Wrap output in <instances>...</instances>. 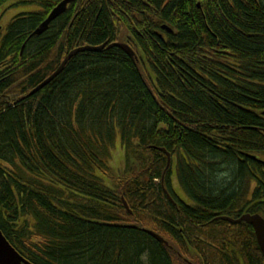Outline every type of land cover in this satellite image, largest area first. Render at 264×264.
<instances>
[{"label":"trees","instance_id":"obj_1","mask_svg":"<svg viewBox=\"0 0 264 264\" xmlns=\"http://www.w3.org/2000/svg\"><path fill=\"white\" fill-rule=\"evenodd\" d=\"M12 1L39 8L0 28V229L18 253L208 264L205 250H223L214 263L264 264L251 226L215 221L264 217V0H74L37 37L64 0H0V11ZM104 44L27 98L68 53ZM117 136L126 170L112 177ZM159 149L176 158L168 170ZM174 167L189 197L178 208Z\"/></svg>","mask_w":264,"mask_h":264},{"label":"water","instance_id":"obj_2","mask_svg":"<svg viewBox=\"0 0 264 264\" xmlns=\"http://www.w3.org/2000/svg\"><path fill=\"white\" fill-rule=\"evenodd\" d=\"M74 2V0H64L61 3H59L53 11L49 14L47 19L33 32L31 37H37L41 36L44 33H46L51 24L55 22L59 17H61L64 13H66L69 5H71ZM164 29H168V27H165ZM168 31L171 32V30L168 29ZM107 47V44H104L99 47H92V46H86V47H80L77 49H74L70 53H68L61 63V65L58 67V69L55 71L53 75H51L48 79H46L41 85H39L37 88H35L27 98L33 97L37 93H39L42 89H44L46 86H48L52 81H54L66 68L68 63L76 57L80 53L85 52H91V53H97L102 50H104ZM108 48H120L127 52L130 57H135V52L126 44L123 43H114L111 44ZM163 153L166 154L168 158L167 163V170L170 169L172 165V155L168 153L164 149H159ZM124 205L126 209L129 211V213H132L127 202L125 200ZM215 221H224L231 225H240V224H247L251 226L254 230L258 246L260 248V251L262 255L264 256V218L259 214H245L241 216L238 219H233L231 217H220L217 218ZM131 228H138L137 226H128ZM145 233H147L149 236L153 237L156 241L163 244L164 246L171 247L169 241H167L163 236H161L159 233L150 230V229H143ZM173 249V248H172ZM180 256V255H179ZM187 264H193L192 262L186 260ZM0 264H31L28 262L22 255L18 253V251L11 245V243L8 241V239L5 237L3 232L0 229Z\"/></svg>","mask_w":264,"mask_h":264},{"label":"rangeland","instance_id":"obj_3","mask_svg":"<svg viewBox=\"0 0 264 264\" xmlns=\"http://www.w3.org/2000/svg\"><path fill=\"white\" fill-rule=\"evenodd\" d=\"M38 10H39L38 7L24 6V5H21L18 1L9 2L2 8V11H1L2 14L0 17V26L2 27L3 30H5L7 28V25L16 16L21 15V14L31 13V12H37ZM112 152H113V159H112V161L109 162V166H110V170H111V176L112 177H118V176L124 174V172L126 170V155H125V151L121 147L119 136H117V138H116L115 147L112 150ZM259 156L261 157L262 160H264V155H259ZM174 171H175V173L172 177L174 192H175L176 196L180 199V201H182L185 204H188L189 203L188 202L189 197L179 183V180L177 177V172H176L175 168H174ZM227 177L228 176H223L221 178L217 177L214 179L213 183H215V184L218 183V184L223 185L225 183V179L227 180ZM105 182H106V185H108V186L111 185L110 181L106 180ZM226 250L228 253H232V249H230V247L227 248ZM204 252L206 254V257H207L206 261L208 264H217V263H214L212 261V259L217 262L218 261L217 257H220V256L225 257L226 256L224 254L223 250H221V252L219 253L220 256L219 255L217 256L214 252H211L209 250H205ZM191 261L194 264H199V262L196 260H191ZM239 263L243 264V261L240 260ZM237 264H238V262H237Z\"/></svg>","mask_w":264,"mask_h":264},{"label":"flooded vegetation","instance_id":"obj_4","mask_svg":"<svg viewBox=\"0 0 264 264\" xmlns=\"http://www.w3.org/2000/svg\"><path fill=\"white\" fill-rule=\"evenodd\" d=\"M174 168H175V167H174ZM170 184H171L172 190H173V192H174V189H173V182H172V180H171ZM167 198H168V200H169L174 206H176V207L178 208L180 199L176 196L175 192H174L173 195L169 193V197L167 196ZM181 202H182V201H181ZM173 229H175V228H173ZM176 231H177V230H176ZM182 260L185 261L186 259H183V258H182Z\"/></svg>","mask_w":264,"mask_h":264},{"label":"bare ground","instance_id":"obj_5","mask_svg":"<svg viewBox=\"0 0 264 264\" xmlns=\"http://www.w3.org/2000/svg\"><path fill=\"white\" fill-rule=\"evenodd\" d=\"M162 152V151H161ZM166 187V186H165Z\"/></svg>","mask_w":264,"mask_h":264}]
</instances>
